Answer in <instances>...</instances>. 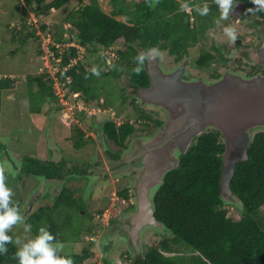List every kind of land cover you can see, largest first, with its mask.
<instances>
[{"label":"trees","instance_id":"obj_1","mask_svg":"<svg viewBox=\"0 0 264 264\" xmlns=\"http://www.w3.org/2000/svg\"><path fill=\"white\" fill-rule=\"evenodd\" d=\"M69 1L21 0L17 10L26 21L32 10L37 14H46L51 9L62 8ZM111 2L113 11L110 14L101 8L98 0H91L89 4L73 10L63 23L66 27L68 25L66 29L70 38L64 36V26L60 33L49 34L58 43L76 38L87 47V51L81 60L69 66L71 58L77 55L76 48L70 47L60 54L50 43L55 58L61 57V61L58 64L55 58L52 61L58 67L55 75L49 71L28 75L26 97L29 114H40L47 103L56 105V111L61 110L57 83L67 90L66 99L69 98V93H73L85 105L96 104L98 108L115 110L129 98L126 93L128 87L119 86L120 79H127L131 88V103L138 110V89L151 85L147 62L141 75L137 76L132 72L135 66L133 57L138 52L157 47L160 52H167L175 63H181L186 57H190L193 67L208 73L207 81H215L223 75L219 66L228 68V62L232 58L225 54V50L239 49L243 45L241 37L234 43L208 44L209 33L218 27L214 18L219 16V11L213 0H188L192 4L207 3L210 6V14L203 17L195 11H192L191 16L179 12V3L184 0H159L155 8L149 7L146 0ZM236 2L228 20L221 21L220 25L242 22L254 16L256 22L246 24L259 33L260 25L264 23V12L256 15L246 13L247 8L254 7L251 0ZM117 16H126L128 20H120ZM47 27V24L41 25L44 31ZM31 38L34 42H41L40 36H36L34 32ZM113 46L117 47L113 48L116 56L109 60L103 52ZM247 47L248 45L245 48ZM39 51L42 53L41 46ZM91 52L97 54L94 64H98L96 68L100 70L99 76L91 72L93 67L86 65ZM214 63L216 64L213 65ZM65 66H69L68 69ZM235 70L239 72L240 68ZM15 86L14 77L0 76V117L3 91ZM140 111V119L148 121L147 127L154 125L153 127L158 128L163 125L161 119L144 110ZM136 125L130 120L118 124L114 119L107 118L100 126L99 131L119 147L116 157L119 158L128 138L137 130ZM74 129L76 130L75 127ZM76 136L73 145L81 149L86 147L88 140L83 131L79 130ZM0 149H5L1 134ZM225 149L222 132L211 126L194 140L187 153L180 155L179 166L167 172L164 183L155 190L153 196L156 217L166 226L164 238L143 254H136L133 246L132 251L122 253L128 260L131 258L128 264H264V215L260 211L264 205V128L253 130L248 159L237 164L231 180V188L244 204L237 216L229 215L227 206L231 203L225 202L221 196L220 181ZM74 163V166H68L64 158L54 160L24 155L20 171L26 177L39 176L46 181L65 183L88 171L86 164ZM132 191L133 185H127L117 193L126 201L131 199ZM58 193L52 205L34 210L25 218V223L32 226L30 232L36 236L38 228L45 225L49 230L59 232L55 235L57 241H65L72 239L67 235L69 229L87 228L88 232L93 231L94 226H85L83 222H79L78 217L74 219L76 214L73 217L74 211L83 215V207L73 189L64 185ZM18 202L22 210V202ZM131 206L135 209V204ZM103 211L100 210L99 213ZM111 213L113 231L125 233L121 227L128 225V219L124 222L121 220L122 206L114 205ZM58 220H63L64 224L53 226L54 221ZM122 222L124 225H121ZM8 234L16 239L15 231ZM177 244L192 248V256L183 254L180 259L174 257L173 252L178 250L175 248ZM7 247L8 256L0 254V264H18L13 259L16 246L8 244ZM61 255L70 256L74 264H88V260L94 259V250L90 245L78 253ZM105 263L110 264L107 260Z\"/></svg>","mask_w":264,"mask_h":264},{"label":"rangeland","instance_id":"obj_2","mask_svg":"<svg viewBox=\"0 0 264 264\" xmlns=\"http://www.w3.org/2000/svg\"><path fill=\"white\" fill-rule=\"evenodd\" d=\"M50 1L51 0H47V2ZM98 1L101 8L106 13H112L113 4L111 0ZM90 2L91 0H83L82 2L70 0L62 8L51 9L47 11L46 14H37L32 10L29 18L24 21L20 11L17 10V6L21 4V0H0V76L11 75L16 80V86L4 90L2 95L0 134L5 144V149H0V168H3L4 174L7 177L6 183L14 192L13 201L22 202L21 213L24 219L30 212L38 210L41 207L52 205L56 196L59 194L58 192L62 190L64 185L73 189L83 207V215L74 211L73 217L76 214L74 219L78 217L79 222H83L85 226L94 227L91 232H88L87 228H76L77 230L75 228L74 230L69 229L67 235L68 237H72V239L59 241L63 245V252L61 254L78 253L91 245L94 250V259L88 260V264H106V260L110 264H128L131 258L128 260V257H123L122 254L125 251H132V247H129L130 241L128 235L122 233L121 236L120 234L116 235V237L113 236L114 240L110 243H106V240L107 242L109 240H104L103 238L105 236V231H109V234L112 232L113 224L110 220L112 216L111 207L114 205L122 206L121 220L123 222L125 219H129L131 214L135 211L131 205L136 203L135 190L138 183H133V193L129 200L123 201L117 193L119 189L128 185L126 172H122L118 167V172H113L112 181L108 183H106V181H97L96 183L89 184L83 179V174H79L78 176L76 174V179L65 181L64 183V181H46L45 178L39 176L26 177L20 171L21 161L24 155L54 160H61L64 158L67 160L68 166H74V162L79 164V162L82 161H93L96 152H99L100 155L104 157L105 146L102 140L106 143L105 149L110 147L113 149V152L119 151V147L101 132L99 133L101 135L100 141L95 140L98 145L91 144L92 140L94 141V139H91V136L85 137L88 138L87 140L89 141L85 149L76 148L73 145L79 130H82L84 136H87L93 131L96 132L98 124L101 126L107 118L112 119V117L118 124L129 120L137 123V130L127 140L128 149L122 150L123 154L127 151V156H130L132 155L130 152L139 149V145L137 144L138 137L145 139L146 135H153L157 130L153 127L154 125H149L147 127L146 124L148 121L140 119V109L148 112L154 117L158 116L159 119H165L158 105L138 99L136 101V106H138L139 109L136 110L134 108V104L131 103V88L128 85L127 79H120L118 83L120 87H128L126 93L129 98L125 104L119 105L120 107L115 108V110L110 108H101V110H99V106L96 104L85 105L82 100L76 98L73 93L68 94L69 98H63L61 94L63 90L59 87L58 92L62 105L61 110L56 111V105L47 103L42 108L40 114H29V102L28 97H26V90H28V75L39 74L44 71H49L52 74L56 72V69L52 68V59H50L51 62H49L48 55L46 54L49 41L47 36L56 32L60 33L64 26V20H66L69 14L80 6L89 4ZM117 18L124 21L128 20L126 16H117ZM25 22L27 23L26 26ZM247 22H256V17H249L242 22L239 21L232 24L237 30L236 41L241 37L243 39V45L239 49L225 50V54L227 53V55H230L232 58L228 62V68L219 66V70L222 74L235 69L239 70V68L244 72V70H247L249 66H251L247 62H240L238 56L246 52V45H248V47L253 45L255 37L261 32L264 23H261L260 31L257 33L256 29L246 24ZM43 24L48 25L45 31L41 28ZM224 26L225 25H219L217 29L209 33V45L213 42L216 44H227L229 42L228 38L223 33ZM64 28V36L70 38L69 31L66 29L68 25L67 27L65 25ZM33 32L36 36H40L41 42L37 43L32 40L31 34ZM72 39L73 38H71V40ZM39 46H41L42 53L39 51ZM112 48L117 49L116 46ZM83 53L85 54V51ZM107 53L111 54V52ZM103 54L107 56L106 51H104ZM89 55L86 65L88 67H97L98 64H94L97 54L91 52ZM111 56H113V54ZM159 59L162 67L167 72L173 71L174 68L176 69L180 64L175 63L173 58L170 57L167 52L163 51ZM188 61L190 63L189 59ZM249 62L252 63V61ZM244 63L246 67L242 66ZM215 64L216 63L213 65ZM187 71L192 77L208 78L207 72L200 71L194 67L187 66ZM241 71L238 73H241ZM232 72H236V70ZM94 121L96 122L94 123ZM90 125L91 127L89 128ZM92 126L95 128H92ZM98 177L103 176L100 174V176H97V179ZM227 207L229 215L231 216H237L241 213V208L238 205L230 204ZM100 210H104L103 213H99ZM260 211L261 215H264V205L261 207ZM54 224L59 226L63 225L64 222L63 220H58L57 222L54 221L53 226ZM11 231H15V238H20L25 241L28 238L35 237L30 231H25L23 225L14 227ZM50 231L54 235L59 234V232L55 230ZM163 238V231L147 227L139 238V249L136 250L134 248V252L136 254H143L153 245L158 244ZM187 246L184 244L175 245V248L178 250L173 252L174 257L180 259L183 257V254L192 256L194 251Z\"/></svg>","mask_w":264,"mask_h":264},{"label":"water","instance_id":"obj_3","mask_svg":"<svg viewBox=\"0 0 264 264\" xmlns=\"http://www.w3.org/2000/svg\"><path fill=\"white\" fill-rule=\"evenodd\" d=\"M262 45L252 60L264 63V25ZM188 60L167 72L160 59L149 64L150 87L139 88L144 102L164 107L170 114L165 126L147 144L146 167L136 187L135 211L123 231L132 246L139 249V238L147 227L165 231L155 214L154 192L164 183L168 171L179 166L180 155L187 153L194 140L211 126L224 137L221 196L225 202L243 208L242 199L231 188L238 163L248 159L252 130L264 128V76H245L227 71L215 81L184 78Z\"/></svg>","mask_w":264,"mask_h":264},{"label":"clouds","instance_id":"obj_4","mask_svg":"<svg viewBox=\"0 0 264 264\" xmlns=\"http://www.w3.org/2000/svg\"><path fill=\"white\" fill-rule=\"evenodd\" d=\"M213 2L219 11V16L214 18V23L219 26L221 21L228 20L237 2L236 0H213ZM251 2L254 7L247 8L246 13L256 15L264 12V0H251ZM146 3L149 7L155 8L159 0H146ZM178 11L184 12L188 16H191L192 11H195L203 17L208 16L211 9L207 3L203 5L192 4L188 0H184V2L179 3ZM223 33L230 43L236 41L237 30L232 24L224 26ZM160 55L161 52L157 47L138 52L133 57L135 66L132 68V72L137 76L141 75L145 69V62L149 64L156 62ZM91 72L96 76L100 75V70L96 67H93ZM6 180L7 177L3 168H0V254L7 257L9 253L7 245L14 244L16 251L13 254V259L17 260L18 264H74L70 256L61 255L63 245L56 240V236L49 230L48 226H40L37 235L28 238L26 241L20 238L14 240L13 236L8 234L14 227L23 225L25 231H30L32 226L25 223L21 206L18 201H13L14 192Z\"/></svg>","mask_w":264,"mask_h":264},{"label":"flooded vegetation","instance_id":"obj_5","mask_svg":"<svg viewBox=\"0 0 264 264\" xmlns=\"http://www.w3.org/2000/svg\"><path fill=\"white\" fill-rule=\"evenodd\" d=\"M261 45H262V36H261V32H260L259 35H257L255 37V41H254L253 45L247 47L245 50L246 52L244 54H240L238 56L240 62L244 61V62H247L251 65V66H249V68L247 70H244V72L241 71V68H240L241 73H243L245 76L251 77V76L258 75V74L264 76V71H263L264 70V63H262L260 61L256 62L255 60H252L253 59L252 54L255 52L258 54V50L260 49ZM188 59L190 60V63L188 61L189 64H187V66L193 67L191 65L190 57H186V59H184L176 68L180 67L184 63V61L188 60ZM249 61H252V63H250ZM242 66L246 67V64L244 63V64H242ZM254 66L256 68H254ZM231 71H235V70H231ZM184 78L187 80L204 79L207 81V78H195V77L190 76V74H188L187 68L185 70ZM159 107L161 108L163 115L165 116L164 117L165 119L164 120L161 119L163 121V125L156 128L157 129L156 133H153V135H146L145 139L138 137L137 138V141H138L137 144L139 145V149H137L136 151L130 152V153H132V155H130V156H127V151H125L126 153H124V154L122 153L123 151H121L119 158L116 157V153L118 151L113 152V149L110 147L108 149H105L106 143L104 140H102V143L105 146V148H104L105 156L103 157L100 155L99 152H96L94 154L93 161L92 160L87 161V162L82 161V163L86 164L87 169H88V171L83 174L84 175L83 179L85 181H87V183H89V184L96 183L97 181H102V182L106 181V183H108L109 181H112L113 172L117 173L118 169L120 168V170L122 172H126V175L128 178V186H132L134 182L138 183V181L141 177V174L146 167L144 160L146 159V155L148 154V149H149V147H147V145H148L147 143L150 140H152L161 129L164 128V126H165V124H166V122L170 116L169 112L164 107H161V106H159ZM99 110H101V108H99ZM156 118H158V116ZM112 119H113V117H112ZM95 122L96 121H94V123ZM90 127H91V125L89 126V128ZM92 128H95V127L92 126ZM99 130H100V124H98V126L96 128V132L93 131L94 133L91 132L87 136H85V137L91 136L92 137L91 139H94V141L92 140V143H91L92 145L93 144L98 145L95 142V140L100 141L101 135L99 134L100 133ZM87 139L88 138H86V140ZM127 147L128 146L126 143V147L121 149V150H126V149H128ZM83 149H85V147ZM100 174H102L103 177H98V179H97V176H100ZM139 174H140V176H138ZM137 177H139V179ZM122 225H124V224H122ZM124 227L125 226H122L121 228L124 229ZM108 228H109V226H108ZM108 232L109 231H105V233H104L105 236L103 237L104 240L105 239L109 240L108 242L106 240V243L112 242L114 240L113 236L116 237V235H119V234H120V236L122 235V233L120 231L114 232L113 228H112V232L110 234ZM129 247H132V245L130 243H129Z\"/></svg>","mask_w":264,"mask_h":264},{"label":"built area","instance_id":"obj_6","mask_svg":"<svg viewBox=\"0 0 264 264\" xmlns=\"http://www.w3.org/2000/svg\"><path fill=\"white\" fill-rule=\"evenodd\" d=\"M47 38H49V41H48V48L46 49V52H47L46 54L48 55V61H49V62H51L50 59H52V61H53V59L55 58L54 51L51 50V48H50V43H52V45L55 46V47L58 49V51H59L60 54H63V53H64L68 48H70V47H74V48H76V50H77V55H76V57L71 58V64H69V66H71V65L77 63L79 60H81L82 55L84 54L83 52L85 51V53H86V51H87V47L83 46L78 40H76V38H73L72 40H69V41H67V42H65V43H58V42H56V41L51 37V35H48ZM82 50H83V51H82ZM107 52H111V54H109V53H107ZM106 54H107V58H108L109 60H113V58L116 56L115 51H114L113 48H111V49H107V50H106ZM112 54H113V56H111ZM55 59H56V64H58V62L60 63V61H61V57H59V58H55ZM52 63H53V62H52ZM69 66H65V69H68ZM52 68L56 69V71L58 70V69H57V68H58L57 65H54V63H53ZM55 73H56V72H55ZM54 75H55V74H54ZM54 77H55V76H54ZM55 78H56V77H55ZM57 85H58V88L61 87L59 83H57ZM61 88H62V87H61ZM62 90H63V92L61 91L62 97L65 98V95H66V91H67V90L65 91L64 88H63ZM80 108H81V107H80Z\"/></svg>","mask_w":264,"mask_h":264},{"label":"crops","instance_id":"obj_7","mask_svg":"<svg viewBox=\"0 0 264 264\" xmlns=\"http://www.w3.org/2000/svg\"><path fill=\"white\" fill-rule=\"evenodd\" d=\"M11 76V75H10ZM11 77H13V76H11Z\"/></svg>","mask_w":264,"mask_h":264}]
</instances>
